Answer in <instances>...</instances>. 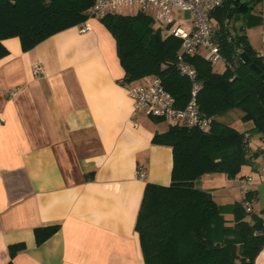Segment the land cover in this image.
<instances>
[{"label":"crops","instance_id":"crops-1","mask_svg":"<svg viewBox=\"0 0 264 264\" xmlns=\"http://www.w3.org/2000/svg\"><path fill=\"white\" fill-rule=\"evenodd\" d=\"M173 17L181 25L192 19L182 12ZM87 24L90 32L72 27L27 52L18 38L3 42L0 264H8L9 247L20 243L25 249L12 264H144L135 224L146 184L171 182L172 149L152 142L169 124L133 116L115 39L99 20ZM262 33L264 43V27ZM261 164L259 155L242 170L253 173L248 189L257 193V212L264 211ZM196 186L220 206L244 198L223 174L205 175ZM53 225L58 231L37 246L34 230ZM254 263L264 264V247Z\"/></svg>","mask_w":264,"mask_h":264},{"label":"trees","instance_id":"trees-1","mask_svg":"<svg viewBox=\"0 0 264 264\" xmlns=\"http://www.w3.org/2000/svg\"><path fill=\"white\" fill-rule=\"evenodd\" d=\"M0 0V59L8 54L3 42L18 38L27 52L49 37L79 26L90 19L95 0ZM264 0H226L211 14L213 41L219 47L225 70L214 72L211 63L196 53L184 62L195 71L200 115L210 118V129L169 126L155 134V145L172 149L173 166L168 186L147 183L137 215L138 234L144 264H255L264 247V211L257 212L255 190L248 189L240 202L220 206L211 193L196 186L205 175L223 174L229 180L242 174L253 158L261 156L264 143V58L249 43L246 34L231 22L245 16L246 26L263 24ZM116 42L124 71L122 85L136 84L148 77L161 80L184 109L191 98L193 82L180 73L177 58L181 40L158 27L148 15L110 14L99 19ZM242 113L241 122L251 128L239 131L219 121L230 111ZM155 123L164 122L151 118ZM253 135L259 143L252 146ZM251 210L246 211L245 204ZM232 216L229 221L226 215ZM59 229L46 226L34 230L37 246ZM25 245L9 247L10 261Z\"/></svg>","mask_w":264,"mask_h":264},{"label":"built area","instance_id":"built-area-1","mask_svg":"<svg viewBox=\"0 0 264 264\" xmlns=\"http://www.w3.org/2000/svg\"><path fill=\"white\" fill-rule=\"evenodd\" d=\"M226 0H95L93 6L88 10L90 19L103 18L110 14H120L121 9H134L150 16L160 27L167 28V32L181 40V48L177 65L180 73L189 77L193 82L191 98L184 109L175 107V99L168 93L159 78L148 77L136 84L126 85L128 96L133 101V116L137 113H144L152 118H160L169 126L195 127L206 132L210 129L211 119L204 118L196 101L198 85L195 82V71L184 62L185 56H192L196 53L216 65L224 62L219 47L213 41L214 26L211 14L214 10L221 7ZM261 17L264 21V1ZM174 12L190 13L192 19L187 24H179L174 20ZM88 21V20H87ZM83 22L78 26L80 33L91 31L90 26ZM264 58V53L261 54ZM33 74H42L39 66H34ZM10 96L16 93L9 91ZM262 164L258 170V176L264 180V143L261 145ZM136 176L143 179L145 172L138 168ZM250 178L236 179V186L242 195L247 193L251 183ZM246 211H250V205L245 204ZM264 224V221H263Z\"/></svg>","mask_w":264,"mask_h":264},{"label":"rangeland","instance_id":"rangeland-1","mask_svg":"<svg viewBox=\"0 0 264 264\" xmlns=\"http://www.w3.org/2000/svg\"><path fill=\"white\" fill-rule=\"evenodd\" d=\"M262 7H263V5L261 3H258L254 7L253 12H259ZM136 13H137L136 10H129V9H121L120 10L121 15H135ZM147 14H149V13H147ZM156 25L158 27L160 26V24H158V23H156ZM263 27H264V24L257 25V26H246L245 25V16L240 14L239 18L235 22H234V20L231 22L230 31L234 32L235 29H237L238 31L241 32V30L243 29L244 31H242V32H244L247 35L250 43L255 47V49L261 50L262 48H264L263 33H262ZM213 70H214V72L222 73L225 70L224 62H219L218 64L214 65ZM241 116H242V113L240 111L233 110V111H230L229 113L223 115L222 117H220L219 121L228 125V126H231V127L239 130L240 128L244 127V125H245L244 123L241 122ZM166 126H167V124H164V123H163V125H161L162 128H165ZM252 138H253L252 146L257 145L259 142L257 135H253ZM246 170H247V168L244 167L243 171H246ZM252 177H253V173L251 175L247 176V178H250V179H252Z\"/></svg>","mask_w":264,"mask_h":264},{"label":"water","instance_id":"water-1","mask_svg":"<svg viewBox=\"0 0 264 264\" xmlns=\"http://www.w3.org/2000/svg\"><path fill=\"white\" fill-rule=\"evenodd\" d=\"M49 1L48 0H46V3H48Z\"/></svg>","mask_w":264,"mask_h":264}]
</instances>
